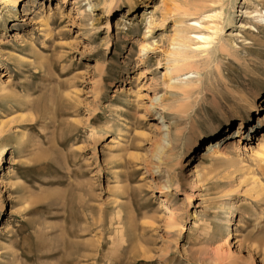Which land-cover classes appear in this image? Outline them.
I'll use <instances>...</instances> for the list:
<instances>
[{
	"label": "rangeland",
	"instance_id": "rangeland-1",
	"mask_svg": "<svg viewBox=\"0 0 264 264\" xmlns=\"http://www.w3.org/2000/svg\"><path fill=\"white\" fill-rule=\"evenodd\" d=\"M110 4L0 0V264H264V0Z\"/></svg>",
	"mask_w": 264,
	"mask_h": 264
},
{
	"label": "bare ground",
	"instance_id": "bare-ground-1",
	"mask_svg": "<svg viewBox=\"0 0 264 264\" xmlns=\"http://www.w3.org/2000/svg\"><path fill=\"white\" fill-rule=\"evenodd\" d=\"M243 3H245V1ZM134 4H135V0H111L110 9L113 12H116V11L120 10V7L125 8L124 7L125 5L128 6L130 9H132L133 8L132 6ZM120 20H121V18L117 19V21H120ZM142 51H144V50H142ZM189 69H190V66L187 65L186 63L182 64L180 66H173V67H171L168 63L167 74L169 77H171L173 74H178L179 72H183V71H186ZM171 80H172V78H169V81H171ZM261 100H262V97L259 96V93L255 92V91L249 95H245L242 92L234 93L232 96V102L233 103L226 104L225 106L218 104L217 101L214 99L212 101L213 104H212L211 114H208L206 116V118H207L206 120H208V118H210V116L212 114H214V115H218L221 119L227 118L228 120H229V117H239L238 121H240V117L242 116V113L247 114L246 111L248 108L251 111V110H255L259 106L258 110L260 112L257 114L256 120L259 122V125L264 126V113L261 114L264 111V104H261ZM160 106H161L163 111L166 110V105L160 104ZM161 119H163V118H161ZM235 121H236V119H235ZM207 126H209L208 130H207L209 132V135H213V133H216L219 130V124H213L210 122V124H208ZM251 128H252V125L248 124L246 126V125H244V123L241 122V124H239L238 128L235 131L234 130L232 131L233 135L230 134L231 132H229L225 135L226 137L225 136H223V137H225V138L229 137L230 140H227V141H231L232 136H236L234 139L244 138V135L246 133V131H244V130L249 129V131H251L250 130ZM160 129L162 130L160 141L154 145V148H153L152 153H151L152 158H154L156 161H158V164L162 163L163 156L166 157L167 151L171 150V143H170V137H169L170 136L169 126L166 123H163L161 125ZM191 135L193 136V139L195 142L194 144H192L194 146L195 144H197V142L201 138L204 137V132H202L200 127L197 126L196 128H194L192 130ZM221 140H223V139H221ZM225 143L222 144V143H220V141L217 140L215 145L211 144V146L207 148V152L222 155L223 151L228 148L226 145L223 146ZM222 146H223V148H220ZM188 147L189 148H187V152L192 150V147H190L189 145H188ZM258 149H259V152L257 154V160L260 162L264 161V142L263 143L261 142ZM163 189H168V187L166 185H163ZM262 251L264 252V250H262Z\"/></svg>",
	"mask_w": 264,
	"mask_h": 264
}]
</instances>
